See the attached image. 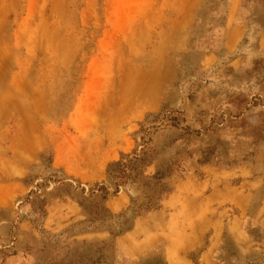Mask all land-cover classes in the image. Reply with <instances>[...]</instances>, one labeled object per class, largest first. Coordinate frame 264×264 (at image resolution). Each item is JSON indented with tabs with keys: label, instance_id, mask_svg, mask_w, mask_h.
<instances>
[{
	"label": "rangeland",
	"instance_id": "1",
	"mask_svg": "<svg viewBox=\"0 0 264 264\" xmlns=\"http://www.w3.org/2000/svg\"><path fill=\"white\" fill-rule=\"evenodd\" d=\"M217 1L0 0V100L15 107L0 109L1 144L34 127L46 142L33 161L8 157L22 173L0 177V264H119L110 233L125 217L107 219L104 236L91 237L85 232L95 226L76 215L56 224L33 210L56 185L47 183V166L54 179L70 180L64 170L91 188L99 182L90 166L105 171L131 153L141 123L152 127L156 164L175 157L186 168L202 160L233 167L263 148L264 53L242 69L197 68L217 31ZM146 92L152 102L136 105ZM40 93L43 111L27 112ZM139 264L165 262L151 256Z\"/></svg>",
	"mask_w": 264,
	"mask_h": 264
},
{
	"label": "crops",
	"instance_id": "2",
	"mask_svg": "<svg viewBox=\"0 0 264 264\" xmlns=\"http://www.w3.org/2000/svg\"><path fill=\"white\" fill-rule=\"evenodd\" d=\"M240 4L241 0H230L221 44L225 59L234 66L242 61L239 48L249 26ZM257 44L259 51H264V31ZM216 61L217 54L211 51L202 57L200 65L206 68ZM45 96L37 95L28 104L27 112L43 111ZM0 109L15 111L8 99L0 100ZM45 144L38 127L27 134L19 133L6 146L0 138V165L4 169L0 177L22 173L8 157L18 163L33 161ZM252 158L230 168L206 165L197 171L172 176V191L161 201V208L132 218L129 230L117 238L118 263L139 264L142 259L159 256L165 264H264V144ZM89 171L99 183L106 181L103 169L91 165ZM63 174L75 178L64 170ZM45 196L50 201L46 199L44 221L49 219L57 224L66 215L85 218L83 209L65 193L62 184L54 185ZM104 205L111 213L118 214L126 210L128 197L119 193L108 197ZM69 210L72 212L68 214ZM90 236L104 234L95 232Z\"/></svg>",
	"mask_w": 264,
	"mask_h": 264
},
{
	"label": "trees",
	"instance_id": "3",
	"mask_svg": "<svg viewBox=\"0 0 264 264\" xmlns=\"http://www.w3.org/2000/svg\"><path fill=\"white\" fill-rule=\"evenodd\" d=\"M263 4L264 0H241L240 11L242 15H247L246 20L248 21L249 26L241 42V48H239L240 57H242V61L239 65L240 69H242L241 67L248 60H250L251 63H256L258 61L257 58H252L251 55L264 53V51H259L257 44L261 33L264 31ZM220 5L224 7L218 18L217 31L208 37V48L206 50L201 49L197 60L198 68L200 67V61L205 54L211 51L216 52L217 61L211 66L206 68L202 67L203 70L207 71L217 69L221 66L227 68L229 64V61L225 59V56L222 53L221 44L230 0H218L216 8H219ZM251 5L255 6L250 8ZM217 12H219V9H217ZM214 45L217 46V49H214ZM247 47L249 50H245ZM232 70L234 69L230 68L231 72H233ZM194 76H196V74ZM163 117H166V115L164 114ZM180 120L182 121V119H178V121L174 122V125H178ZM151 128L152 127H144V124L141 123L139 130L140 137H138V140L140 141L136 143V146L131 153H121L118 160L108 163L105 170L106 181L96 183L91 188H85L84 186H81L79 182H76L77 184H75L72 179L67 180L62 177L54 179V176L57 175V171H54L50 166H47L46 170L51 171L47 183L50 185V180L53 179L55 184H62L65 193L71 196V198L83 209L85 218L82 221V225L87 224L95 226L92 230H87L85 233L105 232L103 227L107 219L114 217V215L120 219L125 217L127 220L125 219L117 225L118 232L116 234L110 233L115 237L114 242L116 244L117 238L122 233L129 230L132 218L145 216L161 208V201L172 191V176L197 171L206 165L216 166L218 168H230L228 165L225 167L212 164L208 160L199 161L198 165L200 166L197 169H194L193 165H191L190 168H186L183 165H180L182 164V161L175 157L170 160L169 164H164L163 162L156 164L155 161L157 155L154 152V148L152 149L149 146L153 134V132L150 131ZM152 164H155L154 172L152 174H146V169ZM29 178L31 177L29 176ZM75 192H78L76 196ZM122 192L128 197L127 208L121 213L113 214L106 208L104 203L108 197L116 196ZM34 194H36L35 190L31 189V191L25 196L24 201L28 202ZM20 202H22V200ZM45 203L44 200L39 201V206L37 209L34 208L33 210L35 216L38 217L39 215L43 216L46 214L43 209ZM127 222L128 225L124 228V225Z\"/></svg>",
	"mask_w": 264,
	"mask_h": 264
},
{
	"label": "bare ground",
	"instance_id": "4",
	"mask_svg": "<svg viewBox=\"0 0 264 264\" xmlns=\"http://www.w3.org/2000/svg\"><path fill=\"white\" fill-rule=\"evenodd\" d=\"M239 33H240V32H239ZM233 35H234V33H233ZM229 42H230V40H229ZM228 44H229V43H228ZM156 76H157V75H156ZM153 78H154V77H153ZM151 79H152V78H151ZM155 79H156V78H155ZM156 80H157V79H156ZM158 80H159V79H158ZM158 82H159V81H158ZM154 84H155V83H154ZM151 85H152V84H151ZM148 87H149V86H148ZM153 87H156V86L153 85ZM157 87H158V85H157ZM157 87H156V88H157ZM150 88H152V87H149L148 89H150ZM146 90H147V89H146ZM146 90H145V91H146ZM149 91H150V90H149ZM152 91H153V90H152ZM127 92H128V91H127ZM146 93H147V92H146ZM146 93H145V94L143 93L142 96H139L140 98L138 97V98H139V101H137V102H138V105H140V104H144V103H145V105H147V104L149 105V103L152 102V100L150 99L151 96L148 95V93H147V94H146ZM153 93H155V91H154ZM126 99H127V98H126ZM128 99H129V98H128ZM130 101H131V100H130ZM130 101H129V102H130ZM129 102H128V103H129ZM131 103H132V102H131ZM146 103H147V104H146ZM131 105H132V104H131ZM121 107H122V106H121ZM123 110H124V109H123ZM121 111H122V109H121ZM121 111H120V112H121ZM122 112H123V111H122ZM123 113H124V112H123Z\"/></svg>",
	"mask_w": 264,
	"mask_h": 264
},
{
	"label": "built area",
	"instance_id": "5",
	"mask_svg": "<svg viewBox=\"0 0 264 264\" xmlns=\"http://www.w3.org/2000/svg\"><path fill=\"white\" fill-rule=\"evenodd\" d=\"M51 186V185H50Z\"/></svg>",
	"mask_w": 264,
	"mask_h": 264
}]
</instances>
